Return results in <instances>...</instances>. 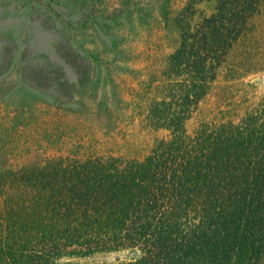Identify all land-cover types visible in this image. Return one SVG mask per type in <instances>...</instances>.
Returning a JSON list of instances; mask_svg holds the SVG:
<instances>
[{
	"label": "trees",
	"instance_id": "1",
	"mask_svg": "<svg viewBox=\"0 0 264 264\" xmlns=\"http://www.w3.org/2000/svg\"><path fill=\"white\" fill-rule=\"evenodd\" d=\"M47 1L75 79L0 113V264H264V92L215 93L259 63L264 0Z\"/></svg>",
	"mask_w": 264,
	"mask_h": 264
},
{
	"label": "rangeland",
	"instance_id": "2",
	"mask_svg": "<svg viewBox=\"0 0 264 264\" xmlns=\"http://www.w3.org/2000/svg\"><path fill=\"white\" fill-rule=\"evenodd\" d=\"M199 7L210 13L213 4L204 3ZM50 8L55 15L49 10ZM67 20L74 21L71 17H63V6L47 0H42L40 4L37 0H0V113L18 109L26 98L38 99V103H53L55 97L53 95L58 84L63 85V79L69 82L75 79L73 71L63 66V37L67 34L63 29V22L66 23ZM147 21L150 22V18H147ZM139 28V31L132 32L130 36L135 42V48L145 50L153 32L150 24ZM245 45L247 43L242 41L237 44L233 56L245 57L243 54ZM253 58L259 63L247 68L244 73L238 72L239 75L231 77L236 72L231 74L230 66L226 67V70L223 69L215 85L216 95H222L225 81L229 77L235 83L234 91L238 96L247 91L241 86L240 81L242 84H253L250 92L263 93L264 35ZM133 65L132 68L138 66L136 63ZM27 68L33 70L26 72L27 77L38 76L47 82L45 93L32 89L25 82L23 73ZM202 107L206 108L201 111L203 114L211 108L209 103H205ZM124 257V254L98 256L94 262H112L115 258Z\"/></svg>",
	"mask_w": 264,
	"mask_h": 264
}]
</instances>
